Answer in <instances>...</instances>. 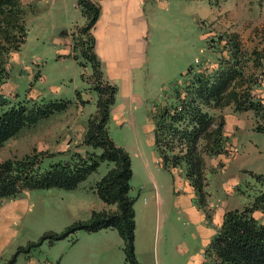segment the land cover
<instances>
[{
    "label": "rangeland",
    "instance_id": "374dc122",
    "mask_svg": "<svg viewBox=\"0 0 264 264\" xmlns=\"http://www.w3.org/2000/svg\"><path fill=\"white\" fill-rule=\"evenodd\" d=\"M22 2L31 7L26 16L27 35L9 58L2 91L13 104L27 99L67 104L6 141L0 147V161L34 149L51 155L58 143L65 144L68 153L83 152L82 137L97 100L92 65L78 45L87 36L80 33L86 19L77 0ZM145 13L149 34L142 65L129 61L124 44L107 50V55L115 54L113 62L98 58L102 78L117 87L108 133L131 159L129 194L135 198V255L142 264H212L206 251L216 233L215 224L207 226L214 233H201L189 207L206 214L207 204L223 211L252 205L264 193V180L257 178L264 177V132L256 131L252 111L234 112L231 107L212 111L226 118L234 155L227 161L222 155L212 165L223 161L225 168L205 172L208 184L202 196L188 180L185 165L173 171L161 164L151 115L172 92L173 84L183 80L188 67L212 70L218 57H228L224 41H218L219 34L237 32L244 48L261 47L264 1L147 0ZM90 33L95 44L93 28ZM101 46L99 40L98 48ZM262 78L256 92L264 97ZM111 166L101 162L74 189H34L1 205L2 258H10L19 246L37 242L46 232L60 233L73 222L87 220L92 210L114 208L92 188ZM178 192L185 193L183 199H178ZM256 211L257 220L263 222L264 207ZM124 260V241L117 230L103 228L78 230L56 241L44 239L28 253L21 252L15 264H123ZM3 261L0 259V264Z\"/></svg>",
    "mask_w": 264,
    "mask_h": 264
},
{
    "label": "trees",
    "instance_id": "16d2710c",
    "mask_svg": "<svg viewBox=\"0 0 264 264\" xmlns=\"http://www.w3.org/2000/svg\"><path fill=\"white\" fill-rule=\"evenodd\" d=\"M77 5L86 19L80 33L87 35L78 45L92 65L91 77L97 92L96 110L88 118L81 141L84 150L45 155L44 151L34 149L21 157L1 160L0 199H13L34 189H74L101 162H107L112 166L92 188L105 204L114 208L92 210L87 220L73 222L60 233L46 232L37 242L19 246L1 264H15L21 252L28 253L44 239L56 241L78 230L93 232L103 228L117 230L124 241L123 264H142L134 250L135 198L129 194L131 159L108 133L117 87L102 78L90 33L99 17L100 5L97 0H77ZM30 11L29 4L22 0H0V147L23 128L63 110L67 104L31 99L13 104L2 91L8 79L9 58L25 42L26 16ZM222 40L228 57H218L217 67L212 70L188 67L182 74L183 80L173 84L172 92L151 115L154 146L161 164L168 170L185 165L188 180L202 196L208 184L205 172L213 173L225 164L221 161L219 166H207L206 160L233 156L229 136L224 132V116H216L212 111L225 107H231L234 112L252 111L256 131L264 132V102L256 92L264 77V39L260 48L250 50L244 48L237 32L219 34L218 41ZM257 178L264 180L262 175ZM263 207L264 193L250 206L225 211L206 251L212 264H264V223L253 216L255 210Z\"/></svg>",
    "mask_w": 264,
    "mask_h": 264
},
{
    "label": "crops",
    "instance_id": "0c3cea01",
    "mask_svg": "<svg viewBox=\"0 0 264 264\" xmlns=\"http://www.w3.org/2000/svg\"><path fill=\"white\" fill-rule=\"evenodd\" d=\"M100 3V14L93 26V32L95 37L94 48L97 57L102 61L113 62L115 54L112 53L111 56L107 55V50L113 49L116 44H124L127 47V56L129 61L135 65H142L143 60L146 58V47H147V35L149 34V22L145 13V4L147 0H98ZM100 40L101 48H98V42ZM101 63V61H100ZM263 96V95H262ZM263 102H264V97ZM228 120V119H227ZM233 118L230 117V123L233 124ZM230 124V125H231ZM224 132L228 134L226 126V118L224 125ZM232 148V147H231ZM54 152H65V144L58 143L53 150ZM234 155V154H233ZM209 160V161H208ZM207 164L214 165L220 160V156L208 158ZM223 160L227 161L223 156ZM209 162V163H208ZM226 162L223 166L225 168ZM175 171V169L173 170ZM175 181V180H173ZM156 192V187H154ZM25 191L24 193H27ZM178 192V199H183L185 193L180 194ZM158 193L156 192V196ZM11 199L4 200L0 203L5 205L9 203ZM206 214L201 211H196L194 208L189 207V213L193 215L192 221H195L201 233L212 234L214 230H210L207 226L215 224L216 230L220 225L223 214V210H215L212 205H206ZM207 212L209 214H207ZM259 211H254L253 216L257 218ZM191 215V216H192ZM264 223V221L262 222ZM1 260H6L7 258H2Z\"/></svg>",
    "mask_w": 264,
    "mask_h": 264
}]
</instances>
